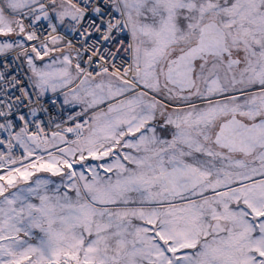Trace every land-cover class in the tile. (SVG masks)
<instances>
[{
    "label": "rangeland",
    "instance_id": "obj_1",
    "mask_svg": "<svg viewBox=\"0 0 264 264\" xmlns=\"http://www.w3.org/2000/svg\"><path fill=\"white\" fill-rule=\"evenodd\" d=\"M41 1L0 0V54L27 41L24 22L11 13ZM126 1L140 68L157 28L212 19L224 25L264 23V0ZM51 10L62 30L77 15L65 2ZM64 45L56 37L46 56L24 51L22 61L37 94L62 91L65 102L94 109L90 125L81 142L66 145L57 137L42 147L40 158L17 164L0 180V264H264V219L254 220L263 212L264 186L218 194L203 188L190 196L196 201L192 208L137 207L132 199L140 194L142 200H170L159 190L135 192L136 186L130 196L127 178L110 171L122 168L119 162L95 161L121 149L127 129L139 125V113L134 123L108 102L129 82L108 72L77 81L76 49ZM32 208L39 209L37 216ZM216 219L227 222L221 234L210 231Z\"/></svg>",
    "mask_w": 264,
    "mask_h": 264
},
{
    "label": "flooded vegetation",
    "instance_id": "obj_2",
    "mask_svg": "<svg viewBox=\"0 0 264 264\" xmlns=\"http://www.w3.org/2000/svg\"><path fill=\"white\" fill-rule=\"evenodd\" d=\"M264 12V10H263ZM219 24L222 41H209L188 58L182 55L199 44L202 25L167 26L151 31L144 48V75L112 98L134 123L123 147L95 161H117L111 169L127 178L126 190H159L170 201L133 198L137 207L164 204L192 208L190 197L203 189L209 194L262 190L264 186V23ZM218 37L212 35L211 38ZM119 104V105H118ZM137 123V122H136ZM175 168L197 175L203 183L191 192L170 196L178 188L164 176ZM118 174V175H119ZM155 177L160 181L154 184ZM133 178H136L133 179ZM134 180V181H133ZM146 189V190H145ZM203 190V191H204ZM204 191V192H205ZM264 219L263 212L254 220ZM210 231L223 233L219 227Z\"/></svg>",
    "mask_w": 264,
    "mask_h": 264
},
{
    "label": "built area",
    "instance_id": "obj_3",
    "mask_svg": "<svg viewBox=\"0 0 264 264\" xmlns=\"http://www.w3.org/2000/svg\"><path fill=\"white\" fill-rule=\"evenodd\" d=\"M65 1L78 12L73 26L64 32L54 18L37 21L36 14L50 4ZM44 9L21 11L28 41L22 47L0 56V178L15 169L13 165L29 156L40 157L38 147L27 141L29 135L39 143L53 135L68 143L80 140L89 124L90 111L78 104L64 103L61 93L39 96L34 90L21 54L33 50L44 56L55 36H62L76 49L74 65L79 77L109 72L124 81L137 73L134 40L120 0H43Z\"/></svg>",
    "mask_w": 264,
    "mask_h": 264
},
{
    "label": "water",
    "instance_id": "obj_4",
    "mask_svg": "<svg viewBox=\"0 0 264 264\" xmlns=\"http://www.w3.org/2000/svg\"><path fill=\"white\" fill-rule=\"evenodd\" d=\"M37 8L39 9L43 8V4L38 5ZM48 16L49 14L47 12H43L36 16V20L37 21L45 20L48 18ZM219 33H221V29L219 28L218 23L216 21L209 20L202 24L199 44L182 55L183 58L185 57L188 58L186 61H189V67L191 66V61H192L189 59V56L192 52H194L195 48L196 50L203 48V46H206L209 41H217V42L222 41V36H220ZM217 34H218V37L211 38L212 35H217ZM190 57H193V56L191 55ZM28 139L31 144L35 142V138L33 136H29ZM182 170L183 169L181 168H175L174 170H171L164 176L167 182H172L176 186V188L177 187L182 188L181 190L178 188L176 191L168 190L167 192L168 195L179 196V195L189 193L193 189H195V187L203 183V178L197 175L194 169H193V172H195V175H182L181 173L183 172ZM160 180H161L160 177H155L154 184H157ZM32 211L35 216L39 214V209L37 208H32ZM222 226L224 229L226 227L225 223H221V221H215L213 223L212 229L214 230L216 229V227L218 229L219 227H222ZM221 231L223 230L220 228V230H218L217 233Z\"/></svg>",
    "mask_w": 264,
    "mask_h": 264
},
{
    "label": "trees",
    "instance_id": "obj_5",
    "mask_svg": "<svg viewBox=\"0 0 264 264\" xmlns=\"http://www.w3.org/2000/svg\"><path fill=\"white\" fill-rule=\"evenodd\" d=\"M122 2L124 3V4L122 3L123 8H124V11H126V10H127V5H128V1L125 0V1H122ZM127 11H128V10H127ZM125 13H126V12H125ZM127 17H128V19H129L128 21H129V24H130V28H131V30H133V26L131 25L132 23H130V22H131V20H130V16L127 15ZM132 32H133V31H132Z\"/></svg>",
    "mask_w": 264,
    "mask_h": 264
}]
</instances>
